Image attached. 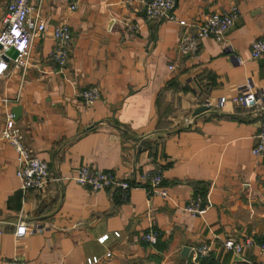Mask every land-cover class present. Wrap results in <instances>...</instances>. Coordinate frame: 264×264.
Returning a JSON list of instances; mask_svg holds the SVG:
<instances>
[{
    "label": "crops",
    "instance_id": "1",
    "mask_svg": "<svg viewBox=\"0 0 264 264\" xmlns=\"http://www.w3.org/2000/svg\"><path fill=\"white\" fill-rule=\"evenodd\" d=\"M10 1L0 0V33ZM149 1L30 0L31 19L40 16L46 28L33 37L29 65L0 77V136L7 113L20 106L15 128L48 162L51 180L22 189L18 153L0 139V264L15 257L87 264L91 256L101 257L98 264H201L203 257L264 264L255 246L240 255L224 249L228 236L264 240V159L252 152L263 118L264 56L251 52L264 38V0H178L175 20L148 19ZM232 4L240 16L224 41L203 38L198 55L179 54L182 35ZM62 23L73 45L58 72L51 52ZM1 49L0 63L7 62ZM94 85L102 93L88 105L79 92ZM246 91L260 105L236 103ZM84 164L147 186L142 175L162 169L169 196H149L144 186L127 200L115 190L94 192L74 179ZM195 193L207 199L201 216L185 210ZM151 226L161 232L156 245L143 240Z\"/></svg>",
    "mask_w": 264,
    "mask_h": 264
},
{
    "label": "built area",
    "instance_id": "2",
    "mask_svg": "<svg viewBox=\"0 0 264 264\" xmlns=\"http://www.w3.org/2000/svg\"><path fill=\"white\" fill-rule=\"evenodd\" d=\"M178 0H150L145 9L148 19L152 20H175L173 10L177 6ZM76 5H72L75 8ZM34 7L30 0H11L3 18V30L0 33L1 51L4 53L11 46L18 50L15 58L9 57L7 62L0 63V77L9 69L26 68L29 65L30 48L33 37L46 28V23L40 16H36L35 21L31 19L30 14ZM240 16V8L237 4H232L229 9L214 12L207 15L195 30L182 35L179 42V54L182 56H196L200 51V41L203 38L214 37L217 40L224 41L228 32L235 26ZM181 26H192L186 20H180ZM56 40L55 48L51 52L52 59L58 65V72H64L70 62L71 48L73 45V33L70 26L66 23L56 25L53 29ZM252 57L260 58L264 56V38L255 40L252 45ZM174 68V66H170ZM100 87L94 85L84 88L79 92L86 104L90 105L101 96ZM236 103L245 107H255L259 104L258 97L251 92H243L235 98ZM15 114L7 113L6 123L1 131V140L9 142L18 153L17 176L21 182V188L24 190H40L47 186L51 180L50 167L46 160L32 153L23 143L21 136L15 128ZM256 157L264 159V106L263 118L260 130L257 134L256 143L252 148ZM79 184L88 187L96 192L102 189L118 191L122 200H127L129 193L133 188L144 186L149 196L159 195L164 198L169 196L167 188L164 186L165 175L162 169L148 171L142 175V179L148 184L141 185L137 182L120 177L112 171L101 170L90 164H84L78 175L74 178ZM207 206V199L201 193H195L185 210L193 216H201ZM17 235L22 236L26 233L25 222L18 223ZM120 236L119 231L114 232ZM161 236L159 229L151 226L143 235V240L151 245H156ZM110 237L109 233L103 234L98 238L100 243H105ZM257 247L264 255V242H259L254 237H246L238 240L233 236H228L224 240V249L240 255L247 247ZM206 252L205 248L201 249ZM111 252L107 253V257ZM101 257L91 256L87 258V264H98ZM8 264H34L21 258H13Z\"/></svg>",
    "mask_w": 264,
    "mask_h": 264
},
{
    "label": "water",
    "instance_id": "3",
    "mask_svg": "<svg viewBox=\"0 0 264 264\" xmlns=\"http://www.w3.org/2000/svg\"><path fill=\"white\" fill-rule=\"evenodd\" d=\"M0 48H2V45L0 44ZM18 50L14 47V46H11L8 50L5 51V54L9 57H12V58H15L17 57L18 55ZM4 58L6 60H8L9 58L5 57ZM207 106H201L199 107L197 110H195V114H198L200 113L201 111L205 110ZM19 110H20V106H17L15 107V109L13 110L14 111V114H15V119L18 118V115H19ZM190 251V247H187L185 246L182 250V256H186Z\"/></svg>",
    "mask_w": 264,
    "mask_h": 264
},
{
    "label": "trees",
    "instance_id": "4",
    "mask_svg": "<svg viewBox=\"0 0 264 264\" xmlns=\"http://www.w3.org/2000/svg\"><path fill=\"white\" fill-rule=\"evenodd\" d=\"M120 195V194H119ZM119 197H121V196H119ZM259 242H264V240H258ZM146 243V242H145ZM146 244H148V243H146ZM214 261L215 260H211L210 261V258H205V257H203L202 259H201V264H215L214 263Z\"/></svg>",
    "mask_w": 264,
    "mask_h": 264
}]
</instances>
